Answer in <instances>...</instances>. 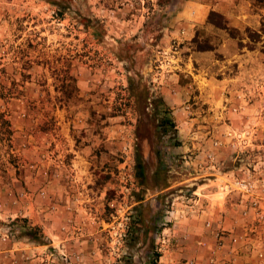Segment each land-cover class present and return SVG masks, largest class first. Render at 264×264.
<instances>
[{
    "label": "rangeland",
    "instance_id": "374dc122",
    "mask_svg": "<svg viewBox=\"0 0 264 264\" xmlns=\"http://www.w3.org/2000/svg\"><path fill=\"white\" fill-rule=\"evenodd\" d=\"M0 264H264V6L0 0Z\"/></svg>",
    "mask_w": 264,
    "mask_h": 264
},
{
    "label": "crops",
    "instance_id": "0c3cea01",
    "mask_svg": "<svg viewBox=\"0 0 264 264\" xmlns=\"http://www.w3.org/2000/svg\"><path fill=\"white\" fill-rule=\"evenodd\" d=\"M210 177L207 180V185L208 187L212 186V185H218V184H222V182H220V180H223L225 179V177L227 175H229L228 173H220V172H215V173H211V174H208ZM207 194L206 195H203L204 197H206L208 199V206L207 207H204L203 210L201 211V216L203 214H209L212 216L213 219L217 220L218 219V224L216 223L217 221H211L212 219L211 218H206L205 220H207V223L209 225H211V230H214L215 228H229V224H228V220H227V217L225 214H223L224 216L222 215H218L220 214L221 211H224L222 209V201H214V198L217 194V190H214V189H211L210 191H206ZM219 194V192H218ZM232 224V222H230V225ZM228 226V227H227ZM231 227V226H230ZM186 231V232H185ZM181 232H184L185 234H181L182 238L179 239L180 242H182V245L184 246L182 249H186V245H187V236L189 235V229L188 228H183ZM186 235V236H185Z\"/></svg>",
    "mask_w": 264,
    "mask_h": 264
},
{
    "label": "trees",
    "instance_id": "16d2710c",
    "mask_svg": "<svg viewBox=\"0 0 264 264\" xmlns=\"http://www.w3.org/2000/svg\"><path fill=\"white\" fill-rule=\"evenodd\" d=\"M255 3H260L262 6H264V0H253ZM212 15V14H211ZM166 125H169L170 127L172 124L167 120ZM26 221L24 219H14L12 223L14 224H22V226H19L21 229L20 235H22L24 238H26L28 241L32 242H39L43 237L40 233V230L37 227L26 225ZM154 259L158 258V254H154Z\"/></svg>",
    "mask_w": 264,
    "mask_h": 264
}]
</instances>
